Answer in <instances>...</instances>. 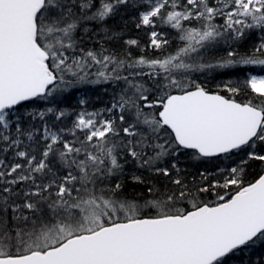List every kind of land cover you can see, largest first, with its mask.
<instances>
[{"label":"snow or ice","instance_id":"6c2138e0","mask_svg":"<svg viewBox=\"0 0 264 264\" xmlns=\"http://www.w3.org/2000/svg\"><path fill=\"white\" fill-rule=\"evenodd\" d=\"M258 246L264 0H0V264Z\"/></svg>","mask_w":264,"mask_h":264},{"label":"trees","instance_id":"16d2710c","mask_svg":"<svg viewBox=\"0 0 264 264\" xmlns=\"http://www.w3.org/2000/svg\"><path fill=\"white\" fill-rule=\"evenodd\" d=\"M131 35L135 36L136 33L132 32L130 33ZM230 74L229 73H224V74H217V78L216 79H212L211 77H209V83L206 85L210 90H214L216 88L217 84H220L222 82L223 79H226ZM222 163V162H221ZM216 163L213 161H208V162H203V163H198L195 164L192 167V171L196 172L197 169L200 170H207L208 172H213L214 169L216 168ZM258 170H254V169H250L249 173L250 176H254L255 172ZM216 176H210V179H215ZM197 179H199V176L197 174ZM251 258L255 259V258H264V246H258L255 250V252L253 254H251ZM249 257L245 254H240L237 255L235 257L232 258L231 260V264H243V262L245 260H248Z\"/></svg>","mask_w":264,"mask_h":264}]
</instances>
